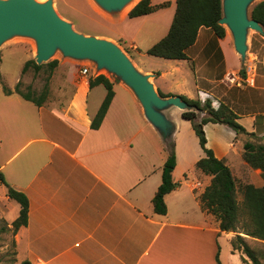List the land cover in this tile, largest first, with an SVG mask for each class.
I'll return each mask as SVG.
<instances>
[{
    "label": "crops",
    "instance_id": "0c3cea01",
    "mask_svg": "<svg viewBox=\"0 0 264 264\" xmlns=\"http://www.w3.org/2000/svg\"><path fill=\"white\" fill-rule=\"evenodd\" d=\"M150 1L152 5L169 1L170 6L137 18L128 17L130 7L117 14V25L127 20L145 24L158 18L163 25H159L157 38L143 45L136 37L138 29L133 36L120 33L117 42L131 51L141 73L152 75L157 93L209 101L214 109L225 104L252 134L237 135L224 124L204 126L206 148L230 169L241 202V185L264 189V170L250 167L243 159L245 142L264 145V30L248 32L245 59L224 26L223 38L201 27L187 49V60L156 58L146 51L167 34L176 4L175 0ZM33 55L31 49L12 84L0 85V218L11 227L20 210L16 201L18 206L11 207L13 200L2 175L29 205L27 224L15 234L21 261L243 264L240 254L232 250L235 233L221 231L218 220L201 207L200 197L212 177L196 168L205 154L191 122L182 118L184 110L170 107L163 112L174 125L170 139L176 157L172 180L177 187L164 197L167 212L159 215L152 199L161 183L167 141L147 121L133 91L104 75L113 82L114 96L100 127L94 130L91 122L106 89L102 84L90 87L89 80L103 74L91 68L83 76L78 62L51 59L58 64L49 78L47 98L37 106L14 91L24 64L34 60ZM4 60L0 49V68ZM243 68L242 78L253 77V86L245 81L240 87L223 82L224 75L240 73ZM3 87L11 94H5ZM204 115L200 113L199 119Z\"/></svg>",
    "mask_w": 264,
    "mask_h": 264
},
{
    "label": "trees",
    "instance_id": "16d2710c",
    "mask_svg": "<svg viewBox=\"0 0 264 264\" xmlns=\"http://www.w3.org/2000/svg\"><path fill=\"white\" fill-rule=\"evenodd\" d=\"M175 4V14L167 34L146 51L147 55L166 60H187V49L195 43L201 27L210 28L218 38L225 36V28L218 23L222 17V0H175ZM169 6V1L152 5L150 0H140L129 11L128 17L149 15ZM250 18L257 21L264 30V0L252 7ZM123 50L129 53L128 49L123 48ZM57 64L56 60L45 65H38L35 60H28L23 66L22 73L24 74L29 68L37 73L46 66L49 71L47 84L37 98L29 91L24 93L20 89V82L15 86L14 91L25 100L41 106L47 98L49 78ZM244 73L243 68L240 75L243 76ZM99 84L105 87L106 96L91 122V128L94 130L100 127L114 96L113 82L104 75H98L89 80L90 87ZM3 91L5 94H11L6 87H3ZM158 93L160 97L170 96ZM180 98L188 107L182 112V118L191 122L192 129L205 154L197 162L196 168L212 177L210 185L200 197L201 207L218 220L221 231L235 233L231 240L232 250L240 254L243 264H264V189L255 188L250 184L241 185L238 190L242 200L238 202L237 187L230 169L206 148L204 126L208 123H218L227 125L237 135L252 134L247 133L237 122L238 117L227 105L220 104L217 109H214L209 101L201 103L185 96ZM200 113L205 115L199 119ZM165 149L168 155L162 167L161 183L152 199L153 210L159 215H165L167 212L164 197L177 187L172 180V172L176 165L173 143L166 145ZM243 149L245 162L252 168L264 170V145L245 142ZM1 179L8 187V197L20 205L19 215L11 223L13 234H16L20 227L27 224L28 201L23 194L11 189L2 175ZM20 264H30V262L22 261Z\"/></svg>",
    "mask_w": 264,
    "mask_h": 264
},
{
    "label": "water",
    "instance_id": "95a60500",
    "mask_svg": "<svg viewBox=\"0 0 264 264\" xmlns=\"http://www.w3.org/2000/svg\"><path fill=\"white\" fill-rule=\"evenodd\" d=\"M131 0H94L108 13H120ZM256 0H222V17L219 25L226 27L234 47L242 59L247 51L250 30L263 33L257 21L250 18V9ZM13 37H26L35 42L34 60L47 63L57 51L64 58L91 61L95 70H106L120 78L140 102L147 121L170 140L174 125L167 120L164 111L170 107L186 110L187 104L180 96L160 97L151 82L152 75L140 73L127 54L116 44L93 36H86L72 29L54 11L52 1L0 0V47Z\"/></svg>",
    "mask_w": 264,
    "mask_h": 264
},
{
    "label": "rangeland",
    "instance_id": "374dc122",
    "mask_svg": "<svg viewBox=\"0 0 264 264\" xmlns=\"http://www.w3.org/2000/svg\"><path fill=\"white\" fill-rule=\"evenodd\" d=\"M36 1L41 3L46 0ZM51 1L56 14L62 20L70 23L74 31L86 36H93L110 41L118 45L122 50L123 48H128L122 43L117 42V35H119L120 33L125 32L126 34L133 36L136 31H138V29H141L136 37L139 39V42H141V44L147 45L150 44L153 39L157 38L160 32L159 25H163V23L158 18H155V20H152L151 22L145 24H143L142 22H130V20H127L125 25H117V12L108 13L102 11L94 2V0ZM139 1L140 0H137L131 7H133ZM161 1L162 0H154L155 3ZM164 11L165 10L161 12L169 13L170 10H166V12ZM161 12H158L155 15H159ZM173 12H175L174 8ZM111 19H114V23L111 22ZM153 34L156 35H154V37L152 38L151 35ZM0 49L4 50L5 55L3 66L0 68V85H10L14 82V78L16 76L19 65L21 64V62H23L24 58H26V55L31 52V49L34 52L33 56L35 57L36 45L35 42L30 38L13 37L10 40L6 41ZM128 52V54L126 52L125 53L134 65L133 60L135 58L132 57L131 51ZM58 57H63L60 51H57L51 59H55ZM76 62L79 63V66L81 68L83 67V65H85L89 67L91 66V68H94L95 70V66L91 61ZM43 64L45 65L46 63ZM134 67L141 73L140 69L136 65H134ZM96 73L106 75L115 83L121 81L120 78H118L116 75L111 74L104 69L99 71L97 70ZM48 74L49 71L46 66H43V68L37 73L32 68H29L21 77L20 89L24 93L29 91L35 98H37L43 92L47 84ZM169 144H171V139L166 142V145ZM0 203L3 202L1 201ZM10 205L11 207L18 206V204L14 200L10 202ZM21 262L22 261L18 258V254L16 251L15 234H13V228L12 226L7 227L5 221L0 218V264H20Z\"/></svg>",
    "mask_w": 264,
    "mask_h": 264
},
{
    "label": "built area",
    "instance_id": "2783aa9c",
    "mask_svg": "<svg viewBox=\"0 0 264 264\" xmlns=\"http://www.w3.org/2000/svg\"><path fill=\"white\" fill-rule=\"evenodd\" d=\"M90 69H91V66L89 67V66L83 65V67L81 68V74L83 76L88 75L90 72ZM244 81L249 86H253V84H254L253 77H248L246 79H243L242 75H240V73L229 72L226 75H224V77H223V82L229 86L233 85V86H239L240 87V86H242Z\"/></svg>",
    "mask_w": 264,
    "mask_h": 264
},
{
    "label": "bare ground",
    "instance_id": "6f19581e",
    "mask_svg": "<svg viewBox=\"0 0 264 264\" xmlns=\"http://www.w3.org/2000/svg\"><path fill=\"white\" fill-rule=\"evenodd\" d=\"M136 1L137 0H131L130 2H128L122 12L125 13L124 11L130 8Z\"/></svg>",
    "mask_w": 264,
    "mask_h": 264
}]
</instances>
